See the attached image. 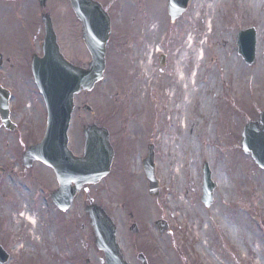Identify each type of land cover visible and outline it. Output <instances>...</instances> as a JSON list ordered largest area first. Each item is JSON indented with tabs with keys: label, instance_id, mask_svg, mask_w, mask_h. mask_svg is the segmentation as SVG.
Masks as SVG:
<instances>
[{
	"label": "rangeland",
	"instance_id": "obj_1",
	"mask_svg": "<svg viewBox=\"0 0 264 264\" xmlns=\"http://www.w3.org/2000/svg\"><path fill=\"white\" fill-rule=\"evenodd\" d=\"M49 1L48 12L54 14L50 6L55 17H69L73 27L69 0ZM99 1L123 10L116 15L118 26H127V19L135 22L139 6L155 7L152 43L144 51L129 47L128 57L122 47L113 57L115 74L106 79V88L100 85L77 99L98 114L110 105L116 120L136 126L135 138L127 143L134 154L122 151L121 166L128 167L129 175L110 179L104 191V203L124 235L120 242L126 258L130 264H142L140 253L149 264H264V170L241 147L244 125L264 111V0H193L174 24L165 0ZM44 12L36 0H0V22L5 23L0 41L12 37L13 43L6 46L10 62L0 76H9L12 119L18 124L11 132L0 121V166H11L0 173V244L11 255L8 264H87V257L96 262L95 252L85 253L79 246L88 229L78 230L82 224L60 218L48 195L54 187L51 171L38 164L29 174L19 166L23 151L42 138L46 125L42 96L24 72L26 47L40 42V37L34 39L40 26V18L38 23L35 19ZM68 26H59L65 44L81 49ZM249 27L258 36L253 66L236 47L238 32ZM162 54L167 55L164 65ZM179 77L196 81L199 88L189 107ZM203 99L212 103L211 110ZM122 135L119 127L121 140ZM131 136L128 128L125 137ZM149 144L157 151V196L149 194L142 165ZM137 147L144 157L137 155ZM205 162L217 185L210 208L201 200ZM35 175L43 183L32 179ZM162 218L170 231L161 237L154 222ZM133 221L140 226L139 236L129 231Z\"/></svg>",
	"mask_w": 264,
	"mask_h": 264
},
{
	"label": "water",
	"instance_id": "obj_2",
	"mask_svg": "<svg viewBox=\"0 0 264 264\" xmlns=\"http://www.w3.org/2000/svg\"><path fill=\"white\" fill-rule=\"evenodd\" d=\"M42 6L46 5L47 0H39ZM78 18L82 22L84 38L92 53L93 61L89 70H81L74 67L65 60L59 51L56 35L53 30L51 19L48 15L44 16L46 26L45 37V57L34 59L33 72L36 83L43 94L48 107V126L44 140L31 148L24 154V161L27 165L34 160H43L54 167L57 176L62 183L61 190L53 195L57 204L66 209L74 195L73 189H69L72 178L79 188L84 182L79 181L88 179V174L81 175L79 171L71 172L69 163L72 153L68 149V129L70 126L71 115L74 109V96L82 90H90L96 82L103 76L105 63V49L110 33V19L104 12L102 5L95 0H70ZM189 0H169V11L173 19L178 18L187 7ZM257 31L249 28L240 32L238 36V52L249 64L256 61ZM0 114L5 125L12 129L9 119L8 94L0 93ZM103 131L95 127H90L85 131L86 142L93 143L97 138L102 137ZM109 149L104 145V158L108 164H104V173L110 168L113 151L109 145L108 138L104 140ZM242 147L247 154H251L261 168L264 169V111L258 121L248 122L244 127ZM86 150L83 166H86L88 157H96V152L92 154ZM108 154V156H107ZM107 156V157H106ZM147 179L150 184V193H159L158 180L156 179L153 152L150 149L149 155L145 160ZM81 164V163H80ZM99 173L93 172L94 178ZM90 181V180H87ZM216 184L212 181V172L209 165H204V185L202 196L206 206H211L214 202V190ZM92 225L96 235V245L104 250L108 264H128L121 254V249L116 240V225L112 219L101 211L99 207H92L89 211ZM163 234L168 225L160 220L156 223ZM134 232L138 231L136 225L132 227ZM8 254L0 247V261L6 262ZM144 264L146 259L141 255Z\"/></svg>",
	"mask_w": 264,
	"mask_h": 264
},
{
	"label": "flooded vegetation",
	"instance_id": "obj_3",
	"mask_svg": "<svg viewBox=\"0 0 264 264\" xmlns=\"http://www.w3.org/2000/svg\"><path fill=\"white\" fill-rule=\"evenodd\" d=\"M167 2V0H165ZM165 7L167 8V6L165 5ZM153 8L155 9V7H153V5L149 6V7H138L137 10V17L135 18V22L133 20H129L130 22H128L127 19V26H118L117 25V18L116 15H122L124 13H122L123 10H121V8H109L106 5H104V9L107 11V13L110 16L111 19V25H112V30H111V35L109 37V41L107 43V49H106V65H105V69H104V76L105 79L108 80L109 77L114 76L112 75L114 73V60L113 57L114 55H116L117 53H121V48L122 47H127V57L129 56V47H140L143 51L146 49L147 46H149L152 43V36L153 34L151 33V30L154 29V25H155V21L152 22V20H155V14L153 11ZM66 13H64L65 15ZM70 14V13H68ZM61 15V14H59ZM43 13L35 19V23L39 22V18H40V26H38V24L36 25V28L38 26L36 35L34 37H40V42H38L37 46H31L30 48L27 49L28 46L32 45L34 42H32L30 45H28L26 47V55H25V79L28 82L29 78L27 75V72H29V74L32 75V70H31V62L34 56H38L41 57L43 56V39L45 36V26L43 23V19H42ZM52 21L54 24V29L55 32L57 34V39H58V43L60 46V50L62 52V54L65 56V58L70 61L71 63H73L74 65L81 67V68H87L92 60V55L90 53V50L87 48L86 46V42L84 40L83 37V29H82V25L81 23L77 20L75 14L73 13V17H75V21H74V26L72 27V23L69 24L68 26V21L67 18L69 17H55L54 14H52ZM71 18V22L73 21L72 17ZM181 20V19H180ZM179 20V21H180ZM118 21L121 22V20L118 19ZM4 25V22H0V26ZM63 25L65 28L68 26V29L71 28V31L73 30V35L77 36V39L81 41V49L77 48L76 46H69L68 44H65V40L62 37V32L59 29L60 25ZM75 25H77L78 27L76 29H74ZM2 27V26H1ZM80 28V29H79ZM3 29V28H2ZM1 29V30H2ZM0 30V32H1ZM69 30V32H71ZM74 38V37H73ZM12 39V37L9 38V40ZM75 39V38H74ZM8 39H3V41H0V71H6L7 67H8V63L10 62V57L8 55L7 52V47L8 46H13L12 41H9ZM155 40V39H154ZM34 41V40H33ZM7 46V47H6ZM165 47V46H164ZM67 48L69 49V52H67ZM117 56H119V54H117ZM126 56V55H125ZM165 59L164 62L161 63H165V60L167 59V55L165 54ZM115 74V73H114ZM9 78V76L6 75H1L0 76V87L4 88V89H10V87L7 85V81L6 79ZM107 82L106 81L103 84V90L104 88H106L107 86ZM92 92V91H91ZM91 92L88 91H84L81 94L78 95V98L82 95H87L90 94ZM77 98V99H78ZM86 105H89V103L85 102L81 105H78V103H76V108H75V112H74V119L71 125V130H70V142H69V146L70 149L74 155L75 158H81L84 156V150H85V140H84V135L83 132L85 130V128L87 126H98L101 128H104L108 131L109 133V138H110V142L111 145L114 149V158H113V162H112V167H111V172L106 176L103 177L102 179H100L99 181H97L96 183H85L82 184L81 189H75L77 190L78 193H76L75 198L72 202V205L70 207V209L66 212V213H61L60 211H58L59 214L61 215V219L69 222L68 219H71L73 221H77L79 222L81 225V227H77L78 230H80V228H85L88 229L87 231V235L83 238V241L81 242V240H79V246H81L80 243L83 244V248L85 249V253H89V254H93L95 252V256H96V262H92L90 257H87V259H85V262L87 264H107L106 260H105V254L104 251H99L96 246H95V238H94V232L93 229L91 227V222H90V218H89V212H88V208L91 207L92 205L96 204L98 206H100L103 210L105 209L109 215L112 216L111 212L109 211V207L104 203V191L106 190L105 187L107 186V183L110 179H112L114 182L118 179V176L120 175L121 177L123 176L126 167H123V165L121 166L122 161H124L123 157H122V151L123 149H125L126 154L127 152L130 154L129 157H132V155L135 152V149H133V146H129V148L127 147V143H129L131 145L130 140L135 138V133H136V126L135 125H130L131 123L128 122L127 123L130 125L128 127H126L124 125L123 122H125L126 119L124 120H116L115 119V113L113 114L111 111V107L110 105H105L103 106L102 112H100V114H98L97 109L94 108L91 104L90 107H86ZM111 108V109H110ZM115 110V109H113ZM14 110L13 108H11V115L14 114ZM89 116V117H87ZM75 117H78L79 119L77 120V123L74 125L75 122ZM86 117V118H85ZM2 124V122H1ZM119 127L122 129V133H123V140H121V138L119 137ZM131 128V138H126L125 137V133L127 132V129ZM39 139H37L36 141H34L32 144L38 142ZM146 139L144 140V145ZM28 148V146H27ZM25 148V149H27ZM137 155H139L140 157H144V155H140L138 153V151H140V149L137 147ZM154 151H155V155L157 153L156 151V145L154 146ZM38 164H43L45 166V168H47L48 170L51 171V173L53 174V190L54 191L56 189L59 188L60 184L58 182V179L56 178L54 171L51 169V167L45 165L42 162H35L33 163L32 167L28 168L24 165L23 162V158L21 155V161L19 162V166L23 171L28 172L29 174H31L30 172L35 168L36 165ZM10 165H5L3 167V171L2 173H8L9 170H11ZM72 169H76V161H74L73 163V167ZM89 172L92 170V167H88ZM49 173V174H51ZM51 174V175H52ZM48 182H51V176L48 175ZM32 179L38 181L39 183H43L40 180V176H33ZM72 187L75 188L76 187V182L73 181L72 182ZM48 195L50 196V192L48 193ZM51 201L52 198L50 197ZM73 212V213H72ZM66 214V215H65ZM114 219V218H113ZM66 227V226H65ZM118 229L121 230V228ZM67 230V229H66ZM119 233V239L121 241V238H123L124 240V235L121 236L120 231ZM139 236V235H136ZM121 243V242H120ZM122 245V244H121Z\"/></svg>",
	"mask_w": 264,
	"mask_h": 264
},
{
	"label": "bare ground",
	"instance_id": "obj_4",
	"mask_svg": "<svg viewBox=\"0 0 264 264\" xmlns=\"http://www.w3.org/2000/svg\"><path fill=\"white\" fill-rule=\"evenodd\" d=\"M180 73V72H179ZM178 73V74H179ZM195 76L196 77H194L195 79L198 77V73L197 74H195ZM179 82L182 84V85H184L185 87H184V90L188 93V96H187V99H186V105H185V107H189L190 106V104H191V101H192V98H193V96H194V94L196 93V92H198L199 91V88H195L196 87V81L194 82V83H190V81H188V79L187 78H185V77H179ZM212 104V103H211ZM211 104H209L208 105V102L205 100V99H203V105L206 107V109L208 110V109H210L211 110ZM179 110H180V108H179ZM206 110V111H207ZM216 111H217V109H216ZM184 122H186V119L184 118ZM211 125H213V123L211 124ZM185 140H182V143L184 142ZM173 152H174V149H173ZM178 170H180V169H178ZM31 222H33L34 223V221H31ZM34 233H36V230H35V232ZM199 250H201L200 248H199ZM172 261V260H171Z\"/></svg>",
	"mask_w": 264,
	"mask_h": 264
}]
</instances>
